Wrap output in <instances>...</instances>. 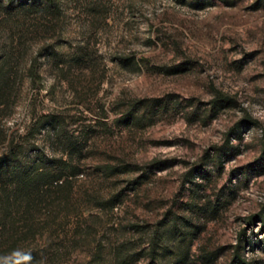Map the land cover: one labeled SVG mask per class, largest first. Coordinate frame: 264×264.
<instances>
[{
  "label": "rangeland",
  "instance_id": "1",
  "mask_svg": "<svg viewBox=\"0 0 264 264\" xmlns=\"http://www.w3.org/2000/svg\"><path fill=\"white\" fill-rule=\"evenodd\" d=\"M15 45L4 132L80 157L33 264H264V0L27 1L0 15V61Z\"/></svg>",
  "mask_w": 264,
  "mask_h": 264
},
{
  "label": "trees",
  "instance_id": "2",
  "mask_svg": "<svg viewBox=\"0 0 264 264\" xmlns=\"http://www.w3.org/2000/svg\"><path fill=\"white\" fill-rule=\"evenodd\" d=\"M27 1L49 9L54 7L55 0H6V5L0 2V15H10L13 10L27 5ZM12 47L0 61V108L6 106L10 97L17 75L15 64L22 58L19 55L20 45ZM37 66L38 56H35L25 67V73L32 80L38 76ZM137 112V107L132 105L117 122L125 126L139 124L145 114L138 115ZM4 143V152L0 156V264H33L34 250L22 244L32 240L38 226L42 227L43 222L38 219L37 213L42 208L53 206L58 195L62 201L67 199L65 193L72 179L79 174L80 157L76 155L79 152L66 155V159H52V166H56L53 169L42 165L43 155L32 160L21 159L18 154L21 148L15 145L14 138H8L0 125V145ZM112 171L120 173L124 169L113 167ZM46 214L50 217L51 209ZM161 248V237L154 236L149 251H160Z\"/></svg>",
  "mask_w": 264,
  "mask_h": 264
}]
</instances>
